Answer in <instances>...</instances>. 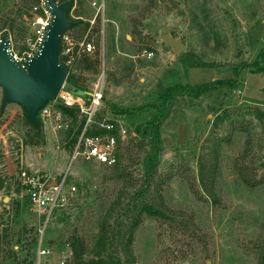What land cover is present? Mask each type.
Returning a JSON list of instances; mask_svg holds the SVG:
<instances>
[{
	"label": "rangeland",
	"instance_id": "rangeland-1",
	"mask_svg": "<svg viewBox=\"0 0 264 264\" xmlns=\"http://www.w3.org/2000/svg\"><path fill=\"white\" fill-rule=\"evenodd\" d=\"M38 2L0 0V34L12 36L18 51L27 48ZM75 4L69 19L81 22L67 31L77 42L92 41L95 51L78 55L68 81L80 80L88 92L103 83L99 118L115 114L111 106L161 104L170 86L233 78L234 67L253 62L264 47V0ZM165 31L183 40L182 55L161 40ZM199 62L212 65L192 67ZM2 95L0 87V264L36 261L41 225L18 183L21 169L59 177L69 169V183L77 187L45 229L44 243L54 254L44 260L64 256L76 239L90 249L102 226L114 234L118 224L111 252L125 264H264V75L244 69L235 90L220 87L171 100L157 143L159 164L149 178L150 146L133 130L157 110L127 117L133 129L115 170L80 159L71 164L69 131L54 130L51 119L36 136L22 106L12 103L1 112ZM142 189L145 200L168 209V218L143 216L128 246L119 235L128 241L133 213L127 207Z\"/></svg>",
	"mask_w": 264,
	"mask_h": 264
},
{
	"label": "built area",
	"instance_id": "built-area-1",
	"mask_svg": "<svg viewBox=\"0 0 264 264\" xmlns=\"http://www.w3.org/2000/svg\"><path fill=\"white\" fill-rule=\"evenodd\" d=\"M55 1L61 2V0ZM31 14L34 30L27 40L26 49L18 51L12 36L4 34L7 35V53L25 70H28L30 60L43 44L53 20V13L46 0H39L38 4L32 7ZM77 19L81 20V18ZM4 35L0 34V42ZM94 51L95 45L90 40L77 42L69 31L61 36L60 62L67 68L69 75L72 73L78 55L91 54ZM146 53L148 57L153 55V52ZM103 88V83L96 84L90 91V95L85 96L62 89L56 99L48 102L39 110L42 124L53 119L54 130L58 131L68 132L72 128V119L62 111L60 106L76 108L80 118L84 120L82 132L72 145L71 164L80 159L83 163L93 165H114L120 147L126 141L130 130L133 129L127 124V117L124 115L112 114V116L98 117L102 109ZM69 174V169L60 177L53 173L22 169L18 174V183L28 199L30 208L40 219L37 256L33 264H67L70 259L71 261L73 259V249L69 247L64 256L56 255L52 261L44 260L54 254V247L51 243H44L43 240L45 229L53 220L56 212L69 204L71 198L77 193V187L69 183Z\"/></svg>",
	"mask_w": 264,
	"mask_h": 264
},
{
	"label": "trees",
	"instance_id": "trees-1",
	"mask_svg": "<svg viewBox=\"0 0 264 264\" xmlns=\"http://www.w3.org/2000/svg\"><path fill=\"white\" fill-rule=\"evenodd\" d=\"M69 10L67 11V16ZM74 27L77 26L81 20H74ZM72 27V28H74ZM212 64H206L204 62L195 63L192 65L194 68H205L210 67ZM244 69H251L253 73H259L264 75V47L261 49L260 53L256 57L253 62H242L240 66L234 67V77L229 79L215 80L208 84L201 85H176L170 86L166 89L165 93L162 96L163 103H150L138 108L133 109H124L119 108L117 106H111L112 111L117 115H124L130 119L137 117L143 112L148 111L149 109L157 110V114L146 124L136 126V130L134 131L137 139L145 141L148 146H150V150L146 153V176L149 178L153 175V172L157 169L160 159V148L158 141L160 139V129L163 118L168 115L169 108L168 104L171 100L176 97L184 94H189L193 97H199L203 94H206L212 90L218 89L220 87H226L232 90H235L240 85V80L242 79V71ZM70 81L77 85L80 89H82L81 81L78 79H71ZM52 101V100H50ZM49 101V102H50ZM62 111L72 119V128L68 132L69 142L68 145L72 146L76 141L80 133L82 132V128L84 126V120L80 119L79 113L76 108H68L64 106H60ZM40 111L37 114V120L39 125H33L27 118L26 114L24 116L26 121L33 127L35 135L40 136L43 128L42 121L39 116ZM35 143V142H33ZM122 164V155L120 151L117 155V161L111 167L113 169L119 170ZM145 191L139 190L134 193V197H132L129 206L127 207L128 212L133 213V217L131 219L130 230L128 241L125 238V235L120 236L122 241H125L127 245L132 242V235L134 231L138 227L141 222L143 216L150 218H168V209H166L163 205H158L152 203L150 201L145 200ZM28 200V199H27ZM124 215V214H123ZM128 217V216H127ZM108 220V219H107ZM105 219V221H107ZM108 222V221H107ZM118 223V222H117ZM118 224L114 226L115 233L110 234L109 230L106 226H102L99 230V233L96 237V240L91 246L90 249L80 241L76 239L72 244L73 246V264H125V261L121 259L119 256L115 255L111 252L113 245L118 241L117 235L121 233L120 229H118ZM120 242V240H119ZM262 261L264 262V255L262 256ZM29 264H33L32 262Z\"/></svg>",
	"mask_w": 264,
	"mask_h": 264
},
{
	"label": "water",
	"instance_id": "water-1",
	"mask_svg": "<svg viewBox=\"0 0 264 264\" xmlns=\"http://www.w3.org/2000/svg\"><path fill=\"white\" fill-rule=\"evenodd\" d=\"M46 1L53 13V20L39 51L30 60L28 70L23 69L7 53V35L0 42V87L3 89L1 112L9 104H19L35 126L39 125V110L50 100L56 99L62 89L80 96L90 95V92L68 81L69 72L60 62L61 36L75 25L67 16L68 8L75 0L60 3ZM160 37L171 47L175 56L185 52L186 47L181 38L173 37L169 31L162 32Z\"/></svg>",
	"mask_w": 264,
	"mask_h": 264
},
{
	"label": "flooded vegetation",
	"instance_id": "flooded-vegetation-1",
	"mask_svg": "<svg viewBox=\"0 0 264 264\" xmlns=\"http://www.w3.org/2000/svg\"><path fill=\"white\" fill-rule=\"evenodd\" d=\"M62 1H65V0H61V2H62ZM75 3H76V0H75L74 3L68 8V10H69L68 14H70V10H71V8H72L73 6L76 5ZM74 4H75V5H74ZM78 88H79V87H78Z\"/></svg>",
	"mask_w": 264,
	"mask_h": 264
}]
</instances>
